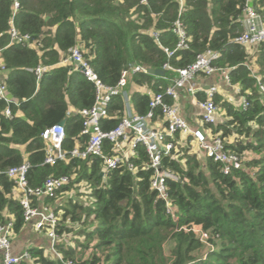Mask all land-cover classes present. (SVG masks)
Masks as SVG:
<instances>
[{
  "label": "trees",
  "instance_id": "trees-1",
  "mask_svg": "<svg viewBox=\"0 0 264 264\" xmlns=\"http://www.w3.org/2000/svg\"><path fill=\"white\" fill-rule=\"evenodd\" d=\"M16 1L14 9V0H0V60L7 70L3 82L16 99L15 103L0 100V221L12 218L14 232L24 225L18 192L4 171L27 160L30 186L41 185L48 176H69V182L54 197L33 200L34 204L53 206L58 235L73 230L64 224L66 220L81 226L77 231L83 238L77 241L82 251L78 257L74 249L56 244L63 261L264 264V95L259 90V82L264 84V41L248 47L233 41L242 30L240 16L248 0H183L181 9L178 0ZM249 2L264 19V0ZM175 19L185 29L187 48L174 50L178 41L172 30ZM10 20L19 32L30 35L31 43L10 42ZM152 31L158 32L157 40ZM75 45L108 85L116 84L121 69L129 63L147 69H162L164 63L180 68L206 49L218 51L213 64L229 68L231 82L240 85V94L246 96L249 105L234 106L215 95L214 101L227 119L211 129L226 138V149L243 159L224 174L220 162L206 155L198 158L197 151L190 153L191 138H181L177 133L175 150L161 155V166L175 175L166 178V190L176 219L151 189L152 170L142 169L149 157L140 144L130 158L137 166L134 172L122 165L102 175L101 158L94 155L44 163L41 132L45 127L64 120V150L82 147L86 140L80 134L79 110L92 105L94 85L78 69L60 64ZM164 48L172 52L167 54ZM254 63L259 68L257 73L252 70ZM38 65L44 66V71L37 78L34 68ZM165 71L164 76L138 72L132 78L136 84H146L159 92L175 73ZM149 97L133 92L130 104L134 112L144 114ZM165 100L171 102L170 98ZM5 107L10 109L9 118L3 114ZM107 110L106 117L100 119L103 130L114 128L120 121L124 112L122 97L112 96ZM103 148L110 152L107 141ZM82 183L91 190L92 201L81 203L68 198L67 204L56 202L58 195ZM61 197L65 200L66 195ZM194 229L206 231V241L200 240ZM28 250L31 259L17 264H63L62 260L45 256L42 248Z\"/></svg>",
  "mask_w": 264,
  "mask_h": 264
},
{
  "label": "built area",
  "instance_id": "built-area-1",
  "mask_svg": "<svg viewBox=\"0 0 264 264\" xmlns=\"http://www.w3.org/2000/svg\"><path fill=\"white\" fill-rule=\"evenodd\" d=\"M180 9L183 0H178ZM145 3L146 0H140ZM18 3L13 2L16 9ZM180 12V11H179ZM242 30L233 37V41L242 46H252L264 41V19L246 1L242 7L240 16ZM173 32L177 36L175 49L187 48V35L185 29L179 19H175L172 27ZM10 42L14 43H31L28 33H21L10 20L8 29ZM155 40L158 38V32L150 33ZM167 54L172 51L164 48ZM219 57V52L212 49L197 54L195 60L190 64L173 68L168 63H164L162 69H168L175 72V76L163 91L152 92L149 97L148 110L144 114L134 112L130 104V96L124 91L127 85L129 75L134 73H147V68L139 63H129L120 71L119 78L115 85L103 83L89 61L85 59L79 49L75 45L68 50L66 56L61 60L64 65H71L78 69L83 76L91 81L95 88V96L92 105L88 108L79 110L82 117V128L80 134L86 136L84 145L81 147L76 145L70 150L62 148V142L65 136L64 123L56 122L47 126L41 132V137L45 142L44 163L53 164L57 160H66V158L85 159L89 155L98 156L102 162V175L112 168L125 165L127 169L134 172L137 166L134 165L130 158L134 157L135 149L138 144L145 148L148 154V161L142 164V169H151L150 178L151 189L157 193V197L164 201L165 209L172 219H176L174 213L175 207L167 195L166 178L175 177L168 169L161 166V155L169 154L175 146V135H187L191 137L189 144L195 143V150L209 156L214 161L221 163V171L227 174L231 171L232 166L238 165L242 156L236 152L230 151L225 147L226 138H222L219 132H213L211 127L218 124L219 107L214 101L217 85L211 84L203 88L204 98L197 101L198 107L201 109V117L197 127H192L187 118L181 114L178 106L179 92L184 90L191 96H195L198 87L195 84V78L200 75H212L220 73L222 79L228 86L233 83L229 77V68H219L213 62ZM78 63V64H76ZM5 64L0 60V73L6 72ZM44 71V66L38 65L34 68L36 77L38 78ZM0 78V100L14 102L16 99L11 96ZM259 90L264 95V84L259 82ZM238 106L246 108L249 105L245 95L240 94ZM114 95H120L124 103V112L118 124L108 130H103L100 126V119L107 115V105ZM170 98L171 102L165 99ZM8 118L11 116L10 109L5 107L3 110ZM153 119L159 120L161 126H153ZM208 125V128L204 126ZM202 127V129H201ZM104 141L110 144V152H105L103 148ZM175 150V149H174ZM178 149H176L177 151ZM29 162L24 160L19 165L8 167L4 172L6 176L14 183L15 190L18 192L17 198L23 207L24 224H30L36 232H44L50 238L49 252L51 257L62 260V254L57 250L56 244L60 241L56 227L58 225V217L54 212V208L46 204H34L33 200H41L44 197H54L56 191L69 182V176H48L38 186H30L27 180V171ZM13 219L0 221V261L1 264H17L22 260H30L31 256L28 249L21 253H15L12 250L11 239L13 236ZM200 240L206 241L208 233L202 229H194ZM63 264H79L71 259L62 260Z\"/></svg>",
  "mask_w": 264,
  "mask_h": 264
},
{
  "label": "crops",
  "instance_id": "crops-1",
  "mask_svg": "<svg viewBox=\"0 0 264 264\" xmlns=\"http://www.w3.org/2000/svg\"><path fill=\"white\" fill-rule=\"evenodd\" d=\"M258 69H259L258 66L254 63L252 65L253 72L257 73ZM6 73L7 71L0 73V78L6 76ZM172 76L174 77L175 73H172ZM195 84L198 87V91L196 95L191 96L186 91L182 90L179 92V98L177 102L181 114H183L187 118L189 124L192 127H197L200 121L201 109L198 107L197 101L199 99H202L201 97H203L204 95L202 89L207 87L208 85H211V84L217 85L218 89L215 95L219 96L221 101H228L234 106L238 105L240 95L238 94L237 90L240 89V85L237 83H233L231 86H228L223 81L222 75L220 73H215V74L208 75V76L200 74L195 78ZM126 86H128L127 92H129L128 94L130 97L132 93L135 91H138L140 93H147L149 95L153 92V90L146 84H142V85L136 84L132 78V75H129ZM217 106L220 109L218 112V121L220 122V121L226 120L227 116L225 115L224 110L218 104ZM69 110L73 111L74 109L70 107ZM161 124L162 123L159 120L153 119L152 121L153 126H161ZM204 127L208 128L209 126L205 125ZM185 137H188V139L191 138L190 136H187V135L181 136V138H185ZM234 137H235L234 135L230 136L227 140L231 141ZM190 146L191 148H193V151H195V148H196L195 143L191 144ZM50 207L53 208V206H50ZM50 241L51 240L46 235V233L36 232L35 229L31 227L30 224H24L23 227L19 231L13 232V236L11 239L12 250L15 253H21L22 251H24L25 249H29L30 247H38V248L43 249L45 256L53 258L51 257V254L49 252ZM59 242L60 244H63L64 248H67V247L75 248L71 246L72 243L70 244V240L69 242H67L65 239H63ZM76 250L77 252L75 253V255L76 256L78 254L80 255L81 249L79 245L76 246ZM84 258H85V255H84ZM0 264H1V261H0Z\"/></svg>",
  "mask_w": 264,
  "mask_h": 264
},
{
  "label": "rangeland",
  "instance_id": "rangeland-1",
  "mask_svg": "<svg viewBox=\"0 0 264 264\" xmlns=\"http://www.w3.org/2000/svg\"><path fill=\"white\" fill-rule=\"evenodd\" d=\"M127 88H128V86H126L124 88V91L127 92L128 91ZM127 93H129V92H127ZM188 147H189L190 153H193L194 152L193 151V148H191L190 145H188ZM195 151H197L196 154H197V157L198 158L203 159L205 157L204 153L199 152V149H197ZM249 156L250 155L247 154V157H249ZM90 191L91 190L90 189H87L86 186H85V184L82 183L81 185L79 184V186L77 188L73 189L72 191L67 192L66 194L58 195V197L56 198V202L57 203L60 202L62 205H64V204H67L66 201L68 200V198H71L72 200H76V201H79L81 203H86V202H88V201L91 200ZM62 195H66L65 200L62 199V197H61ZM64 224L65 225H69L70 227L73 228V230L70 231V232H65V231H67V230H65L61 235L58 236L59 237V240L61 241V240L65 239L67 242H69V240H70V244L72 243L71 246L72 247H75V248H72V249H74L75 250V253H76L77 252V250H76L77 241L81 242L83 240V238L81 237V235L77 233V231L80 229L81 226H76L73 223H71V221H69V220H66L64 222ZM77 257H74V258H77ZM85 257H86V255H85Z\"/></svg>",
  "mask_w": 264,
  "mask_h": 264
},
{
  "label": "water",
  "instance_id": "water-1",
  "mask_svg": "<svg viewBox=\"0 0 264 264\" xmlns=\"http://www.w3.org/2000/svg\"><path fill=\"white\" fill-rule=\"evenodd\" d=\"M76 64H78V63H76ZM147 73L148 74H152V75H160V76H164L165 75V73H166V71H165V69H152V68H149L148 70H147ZM61 124H63L64 123V120H61V121H59ZM102 174V173H101Z\"/></svg>",
  "mask_w": 264,
  "mask_h": 264
}]
</instances>
